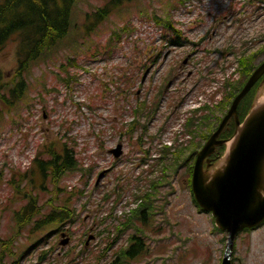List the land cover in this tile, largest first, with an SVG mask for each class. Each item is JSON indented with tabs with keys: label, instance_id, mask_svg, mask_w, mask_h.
I'll list each match as a JSON object with an SVG mask.
<instances>
[{
	"label": "rangeland",
	"instance_id": "1",
	"mask_svg": "<svg viewBox=\"0 0 264 264\" xmlns=\"http://www.w3.org/2000/svg\"><path fill=\"white\" fill-rule=\"evenodd\" d=\"M110 1L78 0L69 36L33 66L28 99L0 120V264H119L135 231L117 227L144 194L155 202L140 235L148 250L129 264H221L228 234L197 207L173 153L185 158L182 144L200 137L184 125L206 106L215 114L226 82L236 83L245 59L264 50V0H123L90 32L100 17L87 15ZM170 16V25L158 24ZM17 52L13 37L0 53L8 84ZM261 93L260 84L251 110ZM54 142L67 143L82 170L44 191L31 192L27 181L21 188L38 195L36 219L67 204L75 221L18 227L27 197L11 180ZM119 146L117 159L111 150ZM232 262L264 264V225L237 236Z\"/></svg>",
	"mask_w": 264,
	"mask_h": 264
},
{
	"label": "trees",
	"instance_id": "2",
	"mask_svg": "<svg viewBox=\"0 0 264 264\" xmlns=\"http://www.w3.org/2000/svg\"><path fill=\"white\" fill-rule=\"evenodd\" d=\"M185 1L182 3H185ZM77 2L78 0H3V3L0 4V53L13 37H17L18 39V61L11 84L6 82L3 71L0 68V120L3 116L17 112L18 105L28 99L31 86L29 81L31 69L35 64L46 59L53 50L60 48L62 46L60 43L69 36L72 26V14ZM122 4L123 0H113L108 2L103 8L98 9L96 13L87 15V19H91L94 16L96 18L100 17L96 20L94 27L90 28V32L95 31ZM169 21H171V16L168 21L160 18L158 24L167 26L171 24ZM113 34L119 37L117 32ZM88 35H91V33ZM263 55L264 50H261L255 53L252 58L245 57V63H242L244 68L238 69V71H241V78L236 83H232L233 81L231 80L226 82L225 88L229 89V91L224 95L222 103L214 108L215 114H211L210 111L212 110L206 106L203 109L196 110L194 112L195 118L189 120L184 125L187 135L193 136V139L200 137L199 141L196 139V142L191 140L186 144H182L185 158L182 155L180 156L179 151L176 154L173 153V156H175L173 161L175 169L178 172L183 166L182 168L185 169L188 176L189 188H191L194 160L197 153L218 129L233 100L241 92L251 75L264 62L263 60L259 64H255ZM68 61L70 65H77L74 58H70ZM68 79L69 83L73 80L72 77H68ZM262 80L263 78L252 88L238 107V116L241 123L245 121L252 109ZM156 104L158 106V102ZM199 111H208L209 113L207 116H199L198 118L196 116H198ZM235 131L236 121L233 118L225 127L220 139L230 140L234 136ZM201 132H204V134L201 135ZM60 145L59 142L47 145L46 150L41 152L44 156L40 153L37 154L32 161V168L30 170L25 172L20 178L13 177L11 180V184L16 185V191L27 197V206L17 212L15 216L18 227L24 225L23 227L25 228L33 225V228L36 229L49 222L74 223L75 211L67 204L65 206L60 205L61 208H57L46 218L36 219V216L40 214L36 207L38 195L30 194L26 188L24 190L21 188L23 181H27L29 182V186L33 188L31 192L36 189L44 191L49 184H54L57 187L66 175L82 170L79 168L76 154L69 145L67 143ZM164 149L166 150L165 152L163 150V153L169 156L172 147H165ZM225 150V145L217 148L216 153L212 156L214 163L219 162ZM149 195L151 194H144L143 197L139 196L137 198L138 207L132 209L129 214H126L125 222H122V225L117 227V231L119 232L122 230L135 231V233L130 235L128 245L120 250L117 255V261L119 259L122 261L119 264H126V262L129 264V262L135 260L148 250L145 248V243H142L143 238L140 235L145 234V227L150 224V216L155 209V202L153 204V200ZM143 199L150 200L144 202ZM194 202L200 211L204 212L196 201ZM263 225L264 223L255 229H246L243 232H252Z\"/></svg>",
	"mask_w": 264,
	"mask_h": 264
},
{
	"label": "water",
	"instance_id": "3",
	"mask_svg": "<svg viewBox=\"0 0 264 264\" xmlns=\"http://www.w3.org/2000/svg\"><path fill=\"white\" fill-rule=\"evenodd\" d=\"M264 85V62L251 75L241 92L233 100L218 129L197 153L191 179L194 199L199 207L211 213L216 226L228 234L221 264H233L237 236L245 229H253L264 223V108L251 110L243 123L238 116V107L252 88L261 80ZM236 121V139L228 155L227 140H220L231 119ZM240 130V132H239ZM227 146L223 169L208 175L215 167L211 156L220 146ZM115 158L122 155L121 146L111 150ZM67 243V242H65Z\"/></svg>",
	"mask_w": 264,
	"mask_h": 264
},
{
	"label": "bare ground",
	"instance_id": "4",
	"mask_svg": "<svg viewBox=\"0 0 264 264\" xmlns=\"http://www.w3.org/2000/svg\"><path fill=\"white\" fill-rule=\"evenodd\" d=\"M263 108H264V93H261L260 96L258 97L257 101H256V104L254 106V110L253 111L254 112H258V111L262 110ZM239 132H240V130H239ZM235 144H236V139H234L233 141H231L228 144V155L233 150V148H234L233 146H235ZM228 155L225 157V159L222 162V164L220 165V167L225 166V162L227 161Z\"/></svg>",
	"mask_w": 264,
	"mask_h": 264
}]
</instances>
